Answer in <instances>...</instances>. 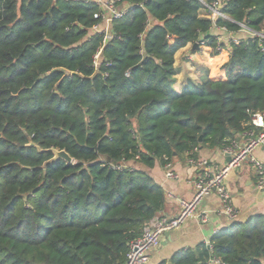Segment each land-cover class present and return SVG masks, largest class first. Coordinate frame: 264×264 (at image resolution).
I'll return each mask as SVG.
<instances>
[{
	"label": "trees",
	"instance_id": "1",
	"mask_svg": "<svg viewBox=\"0 0 264 264\" xmlns=\"http://www.w3.org/2000/svg\"><path fill=\"white\" fill-rule=\"evenodd\" d=\"M115 6L106 41L95 1L0 0V264H125L165 207L146 169L229 148L264 112V40L212 34H264V0ZM202 42L229 60L178 92L176 55ZM159 264H264V216Z\"/></svg>",
	"mask_w": 264,
	"mask_h": 264
},
{
	"label": "crops",
	"instance_id": "2",
	"mask_svg": "<svg viewBox=\"0 0 264 264\" xmlns=\"http://www.w3.org/2000/svg\"><path fill=\"white\" fill-rule=\"evenodd\" d=\"M107 26L111 28V24ZM212 34L216 35L222 42L227 43L224 35L237 38L242 35V32L233 34L214 29ZM241 39L245 38L241 36ZM228 60L229 52L227 50H223L219 55L213 56L210 47L200 44L199 48L193 49V45L187 46L176 55L175 67L177 75L174 83L175 89L181 92L187 79H191L195 84L202 83L206 77L207 69L211 72V78H215L219 68L226 64ZM236 142L242 148L246 140L239 136ZM197 156L198 159L209 160L217 168L224 167L230 159L224 149L201 148ZM253 156L264 165V148L256 149ZM189 160L188 155L176 156L169 164L170 169L179 176L178 179H168L166 176L169 170L168 167L163 166L159 162L155 164L154 168L146 169L165 192V207L161 214L169 218H175L180 214V200L190 201L194 198V182L199 176L201 169L191 165ZM226 186L238 211L237 220L230 221L225 216L221 199L216 193H212L203 199L195 215L187 220L179 230L167 233L163 237L160 247L151 253L149 264H159L162 261H168L176 253L194 249L202 243L209 245L213 236L231 228L234 222L246 223L257 215L264 216V192L257 188L256 175L249 162L243 163L240 168L230 173L226 180ZM203 214L207 215L206 222L201 220V215Z\"/></svg>",
	"mask_w": 264,
	"mask_h": 264
},
{
	"label": "built area",
	"instance_id": "3",
	"mask_svg": "<svg viewBox=\"0 0 264 264\" xmlns=\"http://www.w3.org/2000/svg\"><path fill=\"white\" fill-rule=\"evenodd\" d=\"M95 2L105 11L102 15H95L96 19L102 18L103 23L109 22L111 24L113 20L122 18L126 13V10L121 11L116 9V0H95ZM211 10L215 17L211 20L217 21L219 18L227 19L220 5L214 4ZM100 27L101 25L96 27L95 30L105 33L106 41L110 40V28L99 30ZM239 32L247 34L248 37L256 36L264 40V34L254 32L243 24ZM220 42L222 41L220 40ZM228 42L239 44L240 40L229 38ZM201 44L204 45V42ZM98 58L99 56H96V60H98ZM250 125L253 128L244 134L243 138L246 140V143L242 148L239 147L237 142H234L231 147L224 149L231 158V161L224 167L217 168L212 162L206 159L195 160L190 158V164L201 169L199 176L194 182V198L190 201L180 200L181 211L175 218H169L162 214L156 217L146 227L142 236L130 242L125 264H149L151 253L160 247L163 237L167 233L179 230L187 220L195 215L203 199L212 193H216L221 199L225 216H227L230 221H236L238 218V211L234 206L231 193L226 186V180L230 173L240 168L243 163L249 162L252 165L256 175V186L264 192V165L253 156L256 149L264 148V112L254 113ZM167 167L169 169L166 173L167 178L178 179L179 176L170 169V166L168 165ZM201 220L206 222L207 215H201Z\"/></svg>",
	"mask_w": 264,
	"mask_h": 264
},
{
	"label": "water",
	"instance_id": "4",
	"mask_svg": "<svg viewBox=\"0 0 264 264\" xmlns=\"http://www.w3.org/2000/svg\"><path fill=\"white\" fill-rule=\"evenodd\" d=\"M197 48H199L198 43L194 44V46H193V49H197ZM32 146H34V144H32ZM53 153L55 155L54 160H64L68 164H72L74 161L73 158L64 150H62V151L54 150ZM230 161H231V158L228 160V162H230Z\"/></svg>",
	"mask_w": 264,
	"mask_h": 264
},
{
	"label": "rangeland",
	"instance_id": "5",
	"mask_svg": "<svg viewBox=\"0 0 264 264\" xmlns=\"http://www.w3.org/2000/svg\"><path fill=\"white\" fill-rule=\"evenodd\" d=\"M87 1H94V0H87ZM203 14L206 16V17H208V18H210V19H212V18H215L214 17V15L213 14H207V13H205V12H203ZM108 24H110L109 22H106L105 24H102L101 25V27L99 28V30H106V28H108ZM98 30V31H99ZM94 33L95 32H97L96 30H94L93 31ZM225 37V40L228 42V40H229V38H231L230 37V35H224ZM240 36V37H239ZM237 38H235V39H237V40H241V36H242V38H247L248 37V35L247 34H245V33H242V35H239Z\"/></svg>",
	"mask_w": 264,
	"mask_h": 264
}]
</instances>
